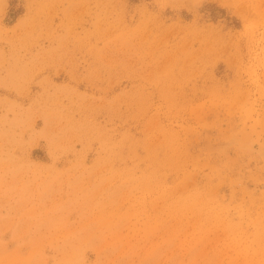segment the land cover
I'll use <instances>...</instances> for the list:
<instances>
[{"label":"rangeland","instance_id":"rangeland-1","mask_svg":"<svg viewBox=\"0 0 264 264\" xmlns=\"http://www.w3.org/2000/svg\"><path fill=\"white\" fill-rule=\"evenodd\" d=\"M263 143L264 0H0V264H264Z\"/></svg>","mask_w":264,"mask_h":264},{"label":"bare ground","instance_id":"bare-ground-1","mask_svg":"<svg viewBox=\"0 0 264 264\" xmlns=\"http://www.w3.org/2000/svg\"><path fill=\"white\" fill-rule=\"evenodd\" d=\"M243 134H244V133H243ZM230 135H231V134H230ZM236 135H237V134H236ZM232 137H233V136H232ZM237 137H238V136H236V138H237ZM238 138H239L238 140H240L241 143H242V141H243L244 139H243L242 137H241V138L238 137ZM232 139L235 140L234 137H233ZM241 139H242V140H241ZM247 139H248V138H247ZM236 140H237V139H236ZM236 140H235V141H236ZM248 140H249V139H248ZM253 140H254V139H253ZM253 140H252V141H253ZM230 141H231V140H230ZM232 141H233V140H232ZM240 141H239V143H240ZM244 141H245V140H244ZM246 142H247V141H246ZM233 143H234V141H233ZM243 143H244V142H243ZM244 144H245V143H244ZM247 144H248V143H247ZM251 145H252V144H251ZM263 145H264V143H263ZM239 146H240V145H239ZM239 146H238V147H239ZM241 146L244 147V146H246V145L243 146V144H241ZM242 147H239V149H241ZM241 150H242V149H241ZM255 150H256V149H255ZM262 150H263V149H262ZM245 151H246V150H245ZM259 151L261 152V150H259ZM243 152H244V151H243ZM243 152H242V153H243ZM258 153H259V152H258ZM262 154H263V153H262ZM254 155H255V154H254ZM258 155H259V157L262 156V155H260V154H258ZM255 156H256V155H255ZM262 159L264 160V156H262Z\"/></svg>","mask_w":264,"mask_h":264}]
</instances>
